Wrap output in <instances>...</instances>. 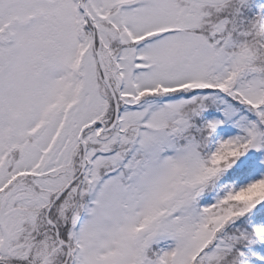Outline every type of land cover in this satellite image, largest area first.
<instances>
[{
  "label": "snow or ice",
  "instance_id": "obj_1",
  "mask_svg": "<svg viewBox=\"0 0 264 264\" xmlns=\"http://www.w3.org/2000/svg\"><path fill=\"white\" fill-rule=\"evenodd\" d=\"M0 264H264V0H0Z\"/></svg>",
  "mask_w": 264,
  "mask_h": 264
}]
</instances>
